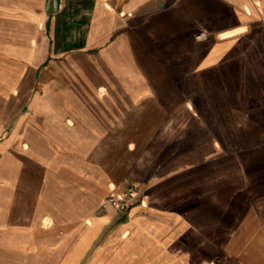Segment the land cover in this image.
Returning a JSON list of instances; mask_svg holds the SVG:
<instances>
[{
  "label": "crops",
  "instance_id": "1",
  "mask_svg": "<svg viewBox=\"0 0 264 264\" xmlns=\"http://www.w3.org/2000/svg\"><path fill=\"white\" fill-rule=\"evenodd\" d=\"M54 4L0 0V264H83L105 232L90 264H264V194L228 186L226 152L179 146L162 65L226 64L264 29V0ZM127 183L141 200L100 212ZM25 250L43 261L20 263Z\"/></svg>",
  "mask_w": 264,
  "mask_h": 264
},
{
  "label": "rangeland",
  "instance_id": "2",
  "mask_svg": "<svg viewBox=\"0 0 264 264\" xmlns=\"http://www.w3.org/2000/svg\"><path fill=\"white\" fill-rule=\"evenodd\" d=\"M201 36L202 32H196V38ZM199 59L163 58V69L173 72L180 90L179 109L169 112L180 120V125L172 130L183 132L178 138L183 148L196 144L204 151L226 152L228 186L241 179L243 193L256 199L264 194V29L259 27L245 36L224 65L198 69ZM186 71L188 77L183 76ZM186 101L193 103L194 109H186ZM218 137L225 141V149L216 145ZM229 191L228 199L233 197ZM242 209L243 213L249 211V207ZM107 236L105 232L97 240L83 264L94 262L96 255L106 250ZM57 241L51 240V246L58 249ZM26 253L25 250V255L19 257L20 263H40L44 259L38 250L31 256ZM154 257L150 253L146 261Z\"/></svg>",
  "mask_w": 264,
  "mask_h": 264
},
{
  "label": "built area",
  "instance_id": "3",
  "mask_svg": "<svg viewBox=\"0 0 264 264\" xmlns=\"http://www.w3.org/2000/svg\"><path fill=\"white\" fill-rule=\"evenodd\" d=\"M142 198V192L135 183H127L123 189L111 190L101 201L99 211L110 209L128 211Z\"/></svg>",
  "mask_w": 264,
  "mask_h": 264
},
{
  "label": "water",
  "instance_id": "4",
  "mask_svg": "<svg viewBox=\"0 0 264 264\" xmlns=\"http://www.w3.org/2000/svg\"><path fill=\"white\" fill-rule=\"evenodd\" d=\"M50 11L55 10V4H54V0H50V6L48 8Z\"/></svg>",
  "mask_w": 264,
  "mask_h": 264
}]
</instances>
